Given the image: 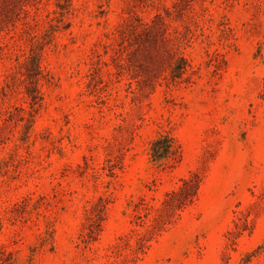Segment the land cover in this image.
<instances>
[{"label": "rangeland", "instance_id": "374dc122", "mask_svg": "<svg viewBox=\"0 0 264 264\" xmlns=\"http://www.w3.org/2000/svg\"><path fill=\"white\" fill-rule=\"evenodd\" d=\"M0 257L264 264V0H0Z\"/></svg>", "mask_w": 264, "mask_h": 264}, {"label": "trees", "instance_id": "16d2710c", "mask_svg": "<svg viewBox=\"0 0 264 264\" xmlns=\"http://www.w3.org/2000/svg\"><path fill=\"white\" fill-rule=\"evenodd\" d=\"M71 0H65L69 2ZM42 48H34L26 58L23 70V80L25 83V92L29 98L33 109L42 104L41 82L43 72L41 69V54ZM187 62L184 57H179L175 67L172 69L173 81L177 82L182 79L186 71ZM151 163L161 170L175 168L181 161L180 146L175 137L169 133H159V135L150 144ZM183 190L181 189L180 192ZM178 194L175 193V195ZM187 195V194H186ZM193 195H196L194 192ZM0 264H8L0 257Z\"/></svg>", "mask_w": 264, "mask_h": 264}]
</instances>
